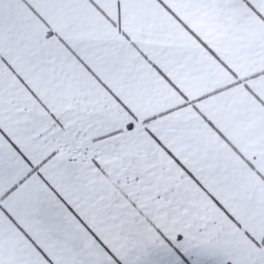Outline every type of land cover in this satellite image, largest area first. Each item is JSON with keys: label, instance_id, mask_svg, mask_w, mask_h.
Instances as JSON below:
<instances>
[{"label": "snow or ice", "instance_id": "1", "mask_svg": "<svg viewBox=\"0 0 264 264\" xmlns=\"http://www.w3.org/2000/svg\"><path fill=\"white\" fill-rule=\"evenodd\" d=\"M0 264H264V0H0Z\"/></svg>", "mask_w": 264, "mask_h": 264}]
</instances>
